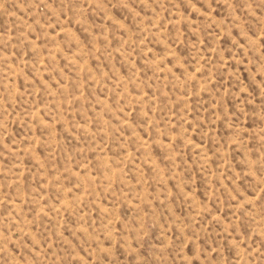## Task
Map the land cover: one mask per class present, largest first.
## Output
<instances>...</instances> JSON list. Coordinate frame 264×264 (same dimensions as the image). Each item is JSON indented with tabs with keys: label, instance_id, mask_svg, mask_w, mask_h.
<instances>
[{
	"label": "rangeland",
	"instance_id": "obj_1",
	"mask_svg": "<svg viewBox=\"0 0 264 264\" xmlns=\"http://www.w3.org/2000/svg\"><path fill=\"white\" fill-rule=\"evenodd\" d=\"M0 264H264V0H0Z\"/></svg>",
	"mask_w": 264,
	"mask_h": 264
}]
</instances>
